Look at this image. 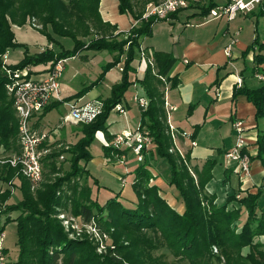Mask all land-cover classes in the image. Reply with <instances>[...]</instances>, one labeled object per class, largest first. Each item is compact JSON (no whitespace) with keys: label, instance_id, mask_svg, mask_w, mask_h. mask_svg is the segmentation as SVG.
Returning a JSON list of instances; mask_svg holds the SVG:
<instances>
[{"label":"trees","instance_id":"trees-1","mask_svg":"<svg viewBox=\"0 0 264 264\" xmlns=\"http://www.w3.org/2000/svg\"><path fill=\"white\" fill-rule=\"evenodd\" d=\"M117 1L120 14L129 13L133 19H140L139 13L134 11L133 0ZM99 2L100 0H0V148L4 152H10V157L19 154L20 146L18 119L12 100L5 90L4 69H22L45 65L48 62L55 63L58 60L74 58L82 50L107 51L112 55V60L106 65L102 75L123 63L120 81L111 87L107 98L100 100L101 113L89 124H78L80 138L66 151L70 155L71 167L63 177L42 185L41 189L33 194L29 181L19 175L16 168L9 164L0 165V182L3 188L0 192V217L4 215L2 224L0 223V234L7 223H16L20 253L14 264H149L150 251L158 247V241L165 243L174 256L187 260L188 264H219L220 259L212 253L213 247L218 249L225 264H264V245L256 241L264 236V211L259 210L258 204L261 190L258 189L256 193L236 190L227 197L224 205L217 206L216 196L205 191V185L212 179L214 163L206 160L201 164H191L188 155L183 158L179 153L169 151L173 144L164 109V90L166 85L169 89L176 88L178 80L176 77H170L177 59L165 51H151L150 55L147 53L146 57L150 56L153 66L147 65L142 77L136 78L147 102L145 108H140L138 129L147 132L151 138L153 150L148 151H155L169 164L170 184L175 187L183 203L182 212L168 204L158 186L150 185L152 177L148 166L143 164L144 157L135 170L132 183L137 198L135 203L126 204L118 200L120 191L115 197L100 204L90 185L79 190L76 195V191L72 189L73 197H67L72 201L71 211L76 218L85 222L95 219L102 230L112 234V249H108L104 255H99L88 241L69 239L64 232L56 218L58 210L64 207L66 202L64 197L67 193H61L64 185L70 183L72 178L78 177L82 170L89 175L87 164L93 159L89 148L96 134L101 132L108 140L107 145L103 146L108 156L111 151L117 154L126 151L112 147L107 120L111 111L121 103L127 89L133 85V81H129V74L134 72L131 63L135 56H139L140 40L151 35L156 22L166 21H140L138 26L131 28L128 33L114 35L116 27L102 20ZM214 6L215 3H209L202 8V14H207ZM176 14L170 15L169 19L176 17ZM252 14L264 16V1L256 13ZM27 17L38 21L37 24L41 27L37 31L51 46L59 45L52 36L56 35L70 38L73 48L64 50L60 46V51L55 52L52 47H47L33 56H28V48L25 46L24 57L18 64H5L3 57L7 52L21 47L15 40L12 26L22 27ZM109 31L113 34L104 35ZM94 32H100V37L87 44L79 38L92 36ZM120 34L122 38L118 40ZM255 45H259L258 37H255L253 43L243 52V59ZM258 47L259 53L254 56L253 73L264 64V55L260 53L262 47ZM93 86L95 85L91 84L72 97L45 108L33 123L34 129L38 130L40 119L47 112L63 102L83 97ZM239 95L245 96L255 109L254 118L259 126L256 154L252 159L259 161L264 171V85L261 84L258 88H235L233 99ZM199 128L200 125L195 127L193 137ZM49 157H44L41 161L43 178L44 161ZM7 159H3L4 163ZM82 162L84 166L80 167ZM188 162L193 169H189ZM189 170L195 175L196 181ZM92 183L96 184V180H92ZM17 189L21 193V200L7 204ZM230 202H236L237 206L228 208ZM14 213L16 217L11 218ZM148 231L157 237L149 235ZM149 248L151 250L148 252Z\"/></svg>","mask_w":264,"mask_h":264},{"label":"rangeland","instance_id":"rangeland-1","mask_svg":"<svg viewBox=\"0 0 264 264\" xmlns=\"http://www.w3.org/2000/svg\"><path fill=\"white\" fill-rule=\"evenodd\" d=\"M158 1L160 0H133L134 11L139 13L140 17L144 12L146 4ZM214 1L218 4L224 3V0ZM197 4L201 6H207L209 4V1L197 0ZM200 13V7L188 6L186 9H182L179 11L178 19L156 22L152 27L151 35L148 37H144L143 41H145L146 43H149L150 41H156L161 45L167 46L168 44L170 45L172 43V39L173 41H176V38L180 37V44L182 45V43L185 42L187 38H189L191 33L199 30V28H197L198 26L203 25L205 26L200 29V34H202L201 36H208L209 34L211 36L213 31L215 30V25L218 24L217 20H212L208 24V22H206L208 17L206 16V19V17L204 15H200ZM238 17L240 18H237V21L230 23V29L235 33L236 39H238L239 42L250 46L253 43L255 37H258V44L262 47L260 48V51L262 52V54H264V17H259L256 15H253L251 17ZM30 18L31 17L26 18L25 24L22 27L18 28L16 26L18 29L14 28L13 32L15 40L16 42L18 41V44H21V47L9 50V52H7V54L3 57V61H5V64H18L24 57L25 46H27L28 48V56H33L35 53L40 51L38 47L39 43H36V41L33 40V31L38 32V28L36 29L32 26H28V20ZM37 22L38 21L36 20V24ZM220 25H222V23ZM38 27L40 28L41 25H38ZM110 33L113 34L112 31H109L104 35L107 36ZM100 35V32H94L92 33V36L79 38L85 44H87L96 37H100ZM52 36L53 39L59 44L54 45L53 50L55 52L60 51V46L64 50H71L73 48V41L70 38H62L56 35ZM110 59V53L107 51L95 52L90 50H82L76 57L66 59L64 63V72L59 79L61 94L60 97H72L77 92L83 90L85 87H88L91 84H94L95 86H93V88H91L87 92L90 97H97L98 100H101L102 96L105 97L109 95V90L111 89L110 87H112L117 80L121 79V73L119 71H121L120 68L123 67V63L118 64L116 67L107 70L102 75L104 68L110 62ZM136 65L137 58L135 56L134 60L131 63V66L136 67ZM38 76L40 75H37V77ZM141 76L142 74L140 73L139 78ZM131 80L132 75H129V81ZM250 85V88H258L261 86V83L257 80H253L250 82ZM140 94L144 96L142 92H140ZM133 95L134 88L131 85L125 92L122 102H126L130 107H133V105H135V99ZM135 107L134 109L135 111H137L138 106L136 105ZM67 113L68 108L66 107V105L61 103L57 106V108H54L51 111L47 112L40 119L41 129H35L36 132L45 135L44 146H42V149H45L46 153L43 158L47 156L50 157L45 159L44 161V178H42V181L37 184H32L29 182L30 190L33 194H35L36 191L40 190L42 185L55 181V179L63 177L67 172L70 171V155L66 151H68V149L77 142V140L80 138V134H78V124H74L68 119L64 120ZM109 120L110 119H108V123ZM139 120L140 118H138V124L136 128L139 126ZM205 133L206 135L211 134L212 129L207 127ZM169 135L171 136L170 131ZM54 141H56V143H54ZM187 145L188 147H191L190 140H188ZM103 146L104 144L101 136L96 135L93 143L89 148L90 154L93 157V159H91L87 164L89 175L84 173L82 170L78 177L72 178L70 180V183L64 185L61 195L67 193L66 197H64L66 199V202L64 204V207H61L56 215L57 220H59L61 227L63 228L64 232H66L69 239L77 241H88L93 247H95L96 253L99 255H104L107 253L108 249L113 248L114 241L112 239V234L110 232L102 230L95 219L89 222H85L83 219L80 220L72 214L71 210L73 204L69 199L73 197L72 189L76 191V195L79 190L87 188L88 185L92 186L93 194L95 195L94 197H96L97 201L100 204H103L108 199L115 197L116 194L121 191V195L119 196L118 200L126 204L135 203L137 198L135 192L132 189V183L135 170L138 167V164H140L137 163L136 154L132 151L131 148H128L126 145L124 146V149L126 150L125 152L117 154L111 151L109 152V156L107 155V153H105ZM149 149H152V144L149 146ZM172 149V153H178V151L173 147ZM124 154H126L124 160L125 166L119 164L118 162H115L117 160L115 156H122ZM144 157L145 159L143 164H146L148 166V170L151 174L152 180L155 182L154 184L162 190L165 195L164 197L169 201L170 204H172V206L177 205L181 201V199L178 196V192L176 191L175 187L170 184L171 168L167 161L159 156L155 151H147ZM6 158H10V152H4L3 149L0 148V165L9 164L7 162L4 163L3 159ZM104 161H106L105 164L103 163ZM83 166L84 164L82 162L80 164V167ZM188 167L189 169H193L189 162ZM124 168L128 169V171L124 170ZM189 171L193 179H195L196 181V177L195 175H193V172L191 170ZM92 180H96V184H93ZM152 180H150L149 182L150 185ZM233 181L234 179L231 180V182ZM234 183L235 181L232 184ZM0 185V192H2L1 190L3 188L1 182ZM20 200L21 193L17 189L14 191L11 198L7 201V204L18 203ZM1 207L2 206L0 203V210L2 209ZM10 217L14 218L16 217V214H11ZM3 219L4 215H1V224ZM147 233L149 235H152L153 237H157L156 234L151 231H148ZM2 234V264H14L18 260L20 253L17 244L18 240L16 223H7L4 226ZM158 242L160 243L158 247L154 248L153 250H151V248L148 249V252L151 250L150 256L152 259H150L149 264H188L187 260H181L180 258L174 256L170 249L166 247L165 243L160 241ZM212 253L220 259L219 264H225V261L223 260L219 251L217 253H214L212 250Z\"/></svg>","mask_w":264,"mask_h":264},{"label":"crops","instance_id":"crops-1","mask_svg":"<svg viewBox=\"0 0 264 264\" xmlns=\"http://www.w3.org/2000/svg\"><path fill=\"white\" fill-rule=\"evenodd\" d=\"M208 1L209 3L219 5L214 0ZM189 6L200 7V15H204L202 14V8L206 6L197 4V0H191ZM99 13L104 22H109L116 27L114 31L115 35L118 33H128L132 21H134L129 13H119L117 0H100ZM178 13L179 11L176 17L171 20L178 19ZM253 15L239 16L251 17ZM204 16L206 17L207 14ZM237 18L230 22L218 19V24L215 25V30L211 36L210 34L208 36H201L200 29L205 25L198 26L199 30L191 33L182 45L180 44L179 37L176 38V41L172 39V43L167 46L161 45L156 41L146 43L141 39L140 47L148 55H150L151 51H165L170 52L177 59L170 72V77H176L178 80L177 87L169 89V86L166 85L164 90V109L167 125L173 128L174 139H172V144L181 156L188 155L191 164H201L206 160L214 163L211 171L212 179L205 185V191L208 194H214L216 196L215 204L222 206L226 203L227 197L236 190L256 193L260 189L262 193L258 201L259 210L264 211V171L259 161L252 159L256 154L257 127L259 126H257L254 118L255 109L245 96L239 95L235 99L232 97L235 88L242 86L250 87V82L256 80L253 77L252 70L254 69V56L259 53V47L255 45L252 50H249L246 57L242 58L243 52L249 46L239 42L233 30L230 29V23L237 21ZM210 21L212 20L207 19L206 22L209 24ZM221 23L222 25H220ZM14 28L17 27L13 26L12 30ZM121 34L118 39L122 38ZM33 40L39 43V50H43L46 47H54L49 45L44 36L35 31H33ZM231 40L235 41L231 56L226 57L224 49ZM260 53L262 54V52ZM110 56L111 61L112 55ZM148 57L151 59L150 56ZM136 58L137 65L136 67L132 66L134 72L129 74L132 75L131 81H133L132 86L134 88L133 96L135 101L138 97L144 98L140 94L143 91L137 83L136 78H139L140 73L143 74V71L147 67V60L142 62L140 55ZM42 68L43 65L33 67L35 70H41ZM119 72L121 73V71ZM237 77H240L242 80L240 87L236 85ZM119 81L117 80L114 84H117ZM108 96H102L101 100ZM80 98L82 100L97 99V97H90L88 93ZM135 101L133 107L121 101L119 104L121 111L113 109L109 114V123L107 120L108 133L112 138L124 131L135 132L138 128L136 126L141 112L137 101ZM136 105L138 106L137 111L134 109ZM170 107L171 110H168ZM236 120L243 121L246 126L245 140L247 148L245 152L250 156V176L247 178H239L235 164L224 157V154L230 150L234 143L232 123ZM198 125H200V128L193 137V131ZM207 127L212 129V133L209 135L205 133ZM37 128L41 129L40 122ZM96 135L101 136L104 145L108 142L101 132H98ZM112 138L110 141H112ZM188 140L191 141V147L187 145ZM124 155L126 156V154ZM105 162L103 163L105 164ZM115 162L118 161L116 160ZM121 165L125 166V164ZM124 170L128 171L126 168ZM232 179L235 181L234 184H232L234 181L231 182ZM154 183L152 180L151 185H155ZM167 202L175 210L182 212V201L175 206H172L168 200ZM235 206H237L236 202L228 203V208ZM256 241L264 245V236L257 238Z\"/></svg>","mask_w":264,"mask_h":264},{"label":"built area","instance_id":"built-area-1","mask_svg":"<svg viewBox=\"0 0 264 264\" xmlns=\"http://www.w3.org/2000/svg\"><path fill=\"white\" fill-rule=\"evenodd\" d=\"M191 0H160L158 2H150L146 4L143 14L139 20L132 21L131 28L137 27L140 21L149 19L168 20L169 16L177 13L182 9H186ZM264 0H224V3L211 8L207 17L209 20L224 19L227 22L233 21L239 15L247 16L255 12ZM28 26L38 28L34 18L28 20ZM234 40H231L224 49L226 57L231 56ZM140 59L142 62L147 60V65L153 66L152 59L146 57L144 50L140 47ZM5 62V61H4ZM65 60H58L55 63L48 62L43 65L41 70H35L32 66L22 69H4L6 74L5 90L12 100V106L18 119V143L20 152L18 155L8 158L5 162L11 167L16 168L18 174L25 177L30 183L37 184L42 181L43 168L42 158L46 153L42 149V143L45 141V135L36 132L33 123L38 116L53 103L62 102L60 97L59 79L62 75ZM122 71V68H120ZM37 75H40L37 77ZM254 79L264 85V64L253 73ZM242 80L236 78V85L240 87ZM140 108H145L147 102L144 98H136ZM68 108L65 119L72 121L74 124H89L93 122L102 111V102L97 99L82 100L73 99L63 102ZM115 109L121 111L119 105ZM171 110V107L168 108ZM139 127V126H138ZM169 127L172 139V127ZM234 131V143L230 150L224 154L226 160L232 162L236 166L239 178H247L250 176V156L246 151L247 144L245 140L246 126L241 120L232 123ZM111 145L117 150H123L126 145L131 148L137 156V163L144 159V152H147L152 144L148 133L136 129L135 132L124 131L117 134L112 139ZM107 145V143H105ZM104 145V146H105ZM173 148L177 150L174 146ZM170 152L173 151L171 148ZM178 151V150H177ZM179 152V151H178ZM180 154V153H179ZM120 164H124L125 155L115 156ZM2 239L0 234V264H2ZM217 253V248H212Z\"/></svg>","mask_w":264,"mask_h":264}]
</instances>
